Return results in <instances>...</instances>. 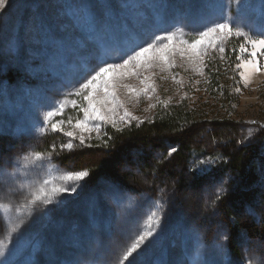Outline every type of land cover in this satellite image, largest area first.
I'll list each match as a JSON object with an SVG mask.
<instances>
[{
  "label": "rangeland",
  "instance_id": "1",
  "mask_svg": "<svg viewBox=\"0 0 264 264\" xmlns=\"http://www.w3.org/2000/svg\"><path fill=\"white\" fill-rule=\"evenodd\" d=\"M20 1L12 0L6 14L0 13V62L17 75L13 84L0 80V116L7 123L21 124L22 131L30 134H60L65 144H79L81 139L85 143L109 126L146 121L172 102L186 100L195 108L223 114L226 100L210 94L207 66L201 73L187 53L182 56L181 42L190 43L196 32L230 20L238 21L234 27L253 38L264 36V0H241L239 5L232 0L227 14L225 0H32L34 14L26 20L18 9ZM79 4L91 5L97 12L95 30L65 20V10H75ZM191 12V24L183 25ZM21 24L25 28L20 34ZM168 32L176 33L177 51L171 66L144 73L155 91L144 94L139 91L143 87L139 79L126 77L115 87L116 113L102 122H91L88 131L77 128L87 107L83 96L76 95L85 77L104 61L120 62L123 52ZM233 37L218 40L217 45ZM239 38L243 43L244 37ZM212 50L208 48L203 57L205 65ZM217 54L223 64L222 53ZM240 54L239 63L248 58L247 53ZM260 63L264 64V57ZM240 71L235 67L231 76L221 80L222 86L228 83L238 96L232 117L263 130L264 71L252 74L247 82ZM50 111L54 115L48 117ZM52 124L62 131H54ZM68 131L74 137H68ZM19 153L1 156L0 161V241L8 244L11 240L10 248L18 246L17 264L30 260L36 264H119L131 242L146 231L155 235L141 247L142 254L130 258L132 264H264L246 240L229 254L225 231L220 228L212 230L207 240L206 230L190 220L172 197L163 198L166 203L161 206L152 197L154 192L142 196L117 184L108 185L107 179L91 185L86 178L76 182V195L57 194L54 203H46L56 188L73 183L66 177L75 172L59 167L48 155ZM259 174L264 187V172ZM157 217L158 227L153 223ZM248 244L251 253L244 249ZM37 245L39 250L33 253Z\"/></svg>",
  "mask_w": 264,
  "mask_h": 264
},
{
  "label": "trees",
  "instance_id": "2",
  "mask_svg": "<svg viewBox=\"0 0 264 264\" xmlns=\"http://www.w3.org/2000/svg\"><path fill=\"white\" fill-rule=\"evenodd\" d=\"M31 1L21 0L19 5L31 6ZM192 15L188 14L183 25L191 24ZM230 23L239 25L234 20ZM19 27L21 34L25 25ZM239 39L229 38L207 58L209 92L215 99L226 100L223 114L195 108L186 100L172 102L146 121L103 128L85 143L73 142L71 149L62 147L65 141L60 134H30L22 131L21 124L7 123L0 116V161L1 156L9 158L24 151L48 155L69 172L89 171L91 185L120 171L118 186L142 196L154 192L152 197L161 206L166 203L163 198H174L190 220L206 230L207 240L212 230L220 228L225 231L229 254L246 240L256 249L252 254L264 260V187L259 174L264 129L233 119L232 105L237 106L238 96L228 83L221 85L240 62ZM219 47L225 49L223 64L217 54ZM9 68L0 62V80L13 84L17 75L8 72ZM173 146L177 151L169 157L167 152ZM147 151L152 156L137 165ZM198 174L202 187L193 185ZM241 177L245 186L237 187L235 180ZM251 244L244 246L250 253Z\"/></svg>",
  "mask_w": 264,
  "mask_h": 264
},
{
  "label": "snow or ice",
  "instance_id": "3",
  "mask_svg": "<svg viewBox=\"0 0 264 264\" xmlns=\"http://www.w3.org/2000/svg\"><path fill=\"white\" fill-rule=\"evenodd\" d=\"M241 0H235V3L239 5ZM12 0H0V13L6 14V9L9 8ZM232 0H225V12L227 14L231 9ZM19 8L23 10L24 19H28L34 14L35 6H21ZM64 18L75 26L85 29L87 31L95 30L98 24V14L93 11L91 5L79 4L75 6V10H65ZM175 32H168L163 35L154 36L150 41L144 44L137 45L136 47L130 48L128 51L123 52L120 56V62H108L104 61L96 68L92 70L91 73L85 77V82L82 83L81 88L76 92L77 96H83V99L87 102V107L83 109L84 119L76 124V127L82 131L89 130V124L93 121L102 122L108 118V114H115L118 101L116 99L115 87L126 77L135 76L140 80L143 87L139 90L140 92L147 94L150 90L155 91L153 85L149 83V76L144 73L148 70L154 68H160L163 70L165 66H171V57L174 56L177 49L173 44L175 37ZM237 36L244 37V42L240 45L239 52L247 53L248 58L243 60L241 63L237 64V69H240V77L247 82L252 74L264 71V64L260 63V58L264 57V36H258L253 38L248 32L243 31L240 28L234 27L230 22L217 23L214 26L204 28L196 32L195 37L191 42L182 41V46L179 48L180 54L183 56L187 53V59L195 64L199 71L202 73L204 67V55L207 54L208 48H217V41H223L227 37ZM186 45V46H183ZM250 46V48H249ZM221 53L225 51L223 47L218 49ZM127 87V85H125ZM63 108V105H61ZM106 110V111H105ZM53 112H48L47 116H53ZM125 117L131 119V116L125 112ZM123 119V118H122ZM53 130H60L57 124H52ZM68 137H74L72 131L66 133ZM81 143L84 140L81 139ZM67 149L73 147L72 143H67L62 145ZM177 149L173 146L167 152V156H171L175 153ZM152 156V151H147L142 153L141 159L136 161L137 165L146 161ZM261 170L264 172V160L261 161ZM91 175L89 171H79L72 175L66 177L68 181L73 183L66 186L56 188L48 197L49 202L54 203V197L57 194H63L67 196H74L79 191L76 182L82 181ZM121 172L116 171L114 174L108 178V185H116L118 180L121 179ZM202 177L199 174L194 177L193 185L196 187H202L200 181ZM237 187H244L243 178L235 180ZM156 216V213H153ZM155 226H159L160 219L153 222ZM155 235L154 231H146L139 234L135 238L129 247H127L126 252L119 259V264H132L130 258L134 254L139 253V250L143 245L149 242L150 238ZM11 240L8 244L0 241V264H17L16 258L18 257L19 248L18 246H12ZM33 253L39 250V246L33 247ZM29 264H36L34 260H30Z\"/></svg>",
  "mask_w": 264,
  "mask_h": 264
}]
</instances>
